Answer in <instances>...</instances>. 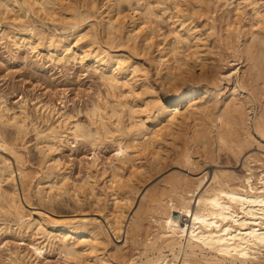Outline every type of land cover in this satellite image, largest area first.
I'll return each mask as SVG.
<instances>
[{"label":"bare ground","instance_id":"1","mask_svg":"<svg viewBox=\"0 0 264 264\" xmlns=\"http://www.w3.org/2000/svg\"><path fill=\"white\" fill-rule=\"evenodd\" d=\"M103 1H106L107 6L102 10L101 0H87L85 5L87 15L83 13L84 11L73 10L72 29L52 34L49 44L53 53L57 54L58 61L80 57L84 64L87 63L99 73L107 95L99 98L91 110L93 117L90 123L96 130L79 121L64 122L62 119L59 124L49 125L48 129L38 132L45 140L46 146L41 148L44 149L45 161L50 172L49 185L38 189L43 200L47 194L49 196L78 194L79 186L71 181L67 173L69 171L66 172L62 166L60 167L61 161H57L54 156L55 150L69 141V137L76 140L92 136L96 138L95 140L111 138L117 143L118 159L115 157L117 162L113 164L111 173L106 176L105 185L100 186L98 183L99 178L106 175L102 166L104 171H97L98 175L89 173V178L84 181L88 185L87 192L92 195V202L99 204L98 213L103 219L97 217L56 219L41 214L35 221H30L26 219V206L23 200H29L28 195L25 194L24 198L21 196L16 181L17 173L15 174L14 168L11 167L0 169L2 207L18 218L20 227L31 228L35 225L38 233L47 236L46 242L40 241L34 245L36 255L40 256L50 245L60 248L66 254L68 264H85V260L89 262L88 264H108L107 258L95 254L98 249L104 251L111 248L119 252L121 257L124 256L127 251L125 248H129L135 237L138 238L134 237L137 227H143L139 223L144 218L138 222L140 217H144L141 216L142 213L141 215L134 213L130 217L128 212L135 204L137 191L141 186L139 181L137 183L140 186L134 182V178L142 172L145 174V169L152 173L154 164L163 166L166 161L172 159L184 166L195 165L193 167L196 171V167L204 166V161L192 155V149L195 147L196 153L200 150L204 154L211 148L216 147L215 150L218 148V152L220 149L228 148L239 157L244 153L252 137V133L246 130L247 118L252 113H255L257 130L264 135V89H261L260 94V88H257L260 87L259 79L262 76L264 78V0L223 2V5L234 3L238 15L252 5L250 15L259 25V29L253 30L252 26L247 27L244 23L234 22V25L229 24L225 29V39L228 40L225 43H228L226 45L229 47H225L228 48V53H223V56H226L230 67L225 73L221 72L222 70L219 72L221 78L233 79L234 85L228 90H222L213 82L211 85L208 69L205 70L211 64L208 61L211 60V49L206 43L208 36L205 37V34L211 35L215 32L212 26L207 32L208 29H203L199 22H196L197 18L194 16L198 12L195 14L196 11L193 9H204L208 2L174 0L176 11L173 12L168 11L165 0ZM23 3L29 12L43 14L52 20L65 15L62 10L66 7L58 0H23ZM124 3L130 8L128 6L125 8ZM123 7L130 10L125 11ZM21 8L18 0H0V20L9 11L18 14ZM98 15L100 19H97ZM97 25L103 29L101 32H104V39L101 32L102 37L99 35ZM2 31L0 36L4 37L6 32L16 45H19V41L33 43L41 39L39 33L31 28L6 26ZM84 42L86 46L81 44ZM121 45L124 49H119ZM244 61L246 63L242 64ZM243 65L246 68H242ZM151 66L155 68L156 79H153ZM197 67L201 69L199 73L196 71ZM196 78L198 80L206 78L209 83L199 85L194 81ZM222 79L218 82H222ZM155 80L166 90L164 93L156 86ZM256 89H259V93ZM3 116L1 113L0 117ZM191 119L194 121L193 126L188 122ZM6 122L16 128V133H24L27 128L25 118L18 115L7 116ZM183 134L186 140L180 143V147L177 139ZM171 142L175 144V148H182L184 145L186 147L182 148L181 152L174 151ZM9 144L0 133V149L10 148ZM171 145L174 148L172 150ZM12 152L18 160L20 156ZM215 156L214 154V158ZM263 157L252 158L253 162L256 161L255 164L261 162H258L260 163L258 166L263 167L260 176L254 173L255 164L249 166L250 172L247 175L243 174L244 176L230 169H214L210 177L209 170L202 171L204 173L199 177L189 176L181 171H172L165 176L159 191L152 195L146 191L139 204L141 209L143 200L149 196L148 209L152 214V220L148 223L155 222L156 228L153 227L157 231L151 227L155 233H152L153 231L150 233L148 225H145L147 232L143 233H147L146 238L139 240L142 245L141 254L138 253L137 257L133 252L136 257L129 259H132L133 264H176L177 259H180L179 264H228L233 261L241 264H264ZM95 158L98 159L97 156ZM247 160L249 161V158ZM159 168L158 166V172ZM96 169L99 170L100 167ZM18 174L22 182L27 177L26 170L21 165L18 166ZM4 183L8 184V188L4 187ZM83 186L84 184L82 188ZM108 187L112 191L109 194L112 195L110 198L107 195ZM83 191L86 192V189ZM109 199H112L111 205L107 203ZM49 224L57 228L58 232L49 231L47 229ZM8 227L3 226L0 231H7ZM110 230L118 236L126 233L124 244L115 243L109 237ZM132 245L130 244L131 247ZM135 247V245L132 247L133 250ZM167 249L174 254V259L165 252Z\"/></svg>","mask_w":264,"mask_h":264},{"label":"rangeland","instance_id":"2","mask_svg":"<svg viewBox=\"0 0 264 264\" xmlns=\"http://www.w3.org/2000/svg\"><path fill=\"white\" fill-rule=\"evenodd\" d=\"M18 1L22 5V8L20 9L18 14L9 11L2 16L0 20V25H1L0 33L3 32L2 29H5L6 26H14L20 29L31 28L34 29L37 33H39L41 39L33 43H29V42L22 43L21 41H19V45H16L9 38L10 36L8 37L6 32L3 35L4 37L0 36V116L1 113L4 114L3 117H0V133L4 136V138H6L8 144L10 143L9 144L10 148H7L8 150L0 149V169L11 167L14 168L15 174L17 173L16 181H17V186L19 187V191L21 192V196L24 198L25 194L28 195L29 200L26 199L23 200L26 206L25 208V211L27 213L26 219L30 221H35L37 218L41 217L40 216L41 214L56 219H61L66 217H77V218L97 217L99 219H103L102 215L98 213V208L100 206H98L99 204L92 202L93 199L92 195H90L89 192H87L88 185L85 184L84 181H86V179L89 178L88 177L89 173H94V174L96 173L98 175V172H102L105 170L104 173L106 175L101 176V178H99L98 181L100 186L105 185V181L107 180L106 176L109 175L108 174L109 172L111 173L113 164L117 162L116 158L118 159V155H117L118 146L117 143L113 141V139L111 138L95 140L96 138L92 136V137L80 138V140L79 139L76 140L73 137H69V141H66L64 145H61L57 151L55 150L54 156L56 157L57 161L59 162L61 161L59 163V166L60 167L62 166V168L65 169L66 172L69 171L67 173L71 181L76 183L77 186H79V188L76 187L77 189H79L77 191L78 194L76 195L73 193H67L64 195H58L59 197L54 194H51L50 196L49 194H47L48 197L46 196L43 200L40 193H38L39 188H41L42 186L49 185L50 182V178L48 176L50 172L48 171L49 169L45 161V154L43 149L45 148L46 144L44 146L45 140H43L44 138L42 137V135L38 133L39 130L41 131L44 129H48L49 125L52 126L55 123L59 124V122L62 119H64V122L66 120L67 121L72 120V121H79L88 124L89 127H91V129L93 128L95 131L96 129L93 127L92 123H90V121H92L90 119H92L93 117L91 115L92 114L91 110L95 102H98L101 99V97L103 98L107 95L105 86L101 81L100 75L94 68L90 67L87 63L84 64L81 61L80 57L78 59L70 58L69 61H58L57 54L53 53L54 51L51 50L52 48L49 47L52 34L54 33L58 34L64 31H70L72 29L73 23L71 22H73V12L75 10L84 11L83 13L84 14L86 13L87 15V12H85L86 11L85 5L87 3V0H58V2L59 3L62 2L61 4H63L64 7L66 8L62 10L63 14L65 15L59 17V19L56 20L49 19L47 18V16L40 13L29 12L26 5L23 3V0H18ZM173 1L174 0H165V5L168 7V11L170 10L173 12L176 11V6L175 4H173ZM219 1L205 0L204 3L208 2L206 4L208 6L204 5L206 7H203L204 9L207 8L206 10L197 8L198 10L193 9V11H196L194 12L195 14L198 12L196 15L194 14L195 15L194 17L195 19L197 18L196 22L197 23L199 22V25L203 29L205 30L208 29L207 32H209L211 30L209 29V27L212 26V30L213 32H215L211 35H209L210 33L205 34V37L208 36V40L206 39V43L210 45L208 46L211 49V52L210 51L209 52L212 60L211 61L208 59L209 63L211 64L209 65L210 67L207 66L205 69V70L208 69L209 74H211V75L208 74V76H210L209 77L210 80L208 77L207 78L210 81V83L213 82L214 85H219L222 90H228L234 85L233 84L234 81L232 78L231 80H227L228 78H223V77H222L223 79L221 78V72L224 73L227 72V70L230 67L227 64L226 56L225 55L223 56V53L225 54L228 51V48L225 47L227 46L229 47V45H226L228 43H225L228 42V40L225 39L226 38L224 34L225 29L229 24L234 25L235 23H239V24L244 23L245 25H247V27L252 26L251 28L253 30H256L257 28L259 29V25L256 22L257 20L254 17H252V15H250L252 14V11L250 10L252 5H250L251 7L248 6L249 9L247 7L244 13L240 14L241 15L240 16L237 14V12H235L236 7H234L235 6L234 3L229 5L225 3L224 6L223 2H225V0L223 1L219 0ZM261 2H263V0ZM106 6H107L106 1L101 0V9L102 10L105 9ZM123 6L127 8L128 4L124 3ZM128 7L130 8V6ZM125 8H124L125 11L130 10L129 8H128L129 10ZM189 9L190 10L192 9L191 6L189 7ZM199 9L201 10V12H199L200 11ZM100 18L101 17L98 15L97 19ZM250 19H253L251 20L252 22L250 21ZM98 29H99V33L103 30L100 25ZM101 33L103 34V37ZM101 33L99 35L102 37V39H104L105 38L104 32ZM222 39L224 42L222 41ZM215 42L218 44H214ZM85 43L86 42L81 44L86 46ZM211 46H213V48ZM120 47L119 49H124V46H122L121 48ZM51 52L53 54H51ZM210 55L208 56L210 57ZM223 57L226 59H224ZM245 63L246 61L242 62V64ZM242 68H246V66L243 65ZM200 70H201L200 67H197L196 71L198 73L200 72ZM151 71H152L151 73L153 74V79H156L157 75L155 68L153 66H151ZM234 77L236 78V76ZM262 78L263 76L259 79L260 87L257 86V88H260V90L258 89L260 91V94L261 91L264 89V78L263 79ZM196 79L194 81H196L197 84L199 83V85H202L204 83H209L206 78H200V80L198 79L196 80ZM203 79L205 82L203 81ZM221 79L222 82H218V80L221 81ZM155 83H157L156 86H158L159 90H161L163 93L166 91L162 89V86L160 85L161 83L157 82V80H155ZM213 83L211 85H213ZM258 90L256 89L257 92ZM9 115H18L20 117L25 118L27 128L25 129L24 133L23 132L16 133L17 132L15 131L16 128L12 127V125L10 124H7L6 118ZM247 119H248L247 121L248 124L246 125V130L252 133V137L250 138L244 153L241 154L242 156L240 155L239 157H237L228 148H223V150L220 149L221 151L218 152L217 150L219 149L217 148V150H215L216 147L211 148L212 150L210 149L209 151L210 154L209 152L207 154H204L203 151L200 150H198L197 151L198 153H196L197 148L195 147L196 149L195 148H193L194 150L192 149V155L204 161L203 163L204 166H201V168L196 167V171H194L195 168L193 167L195 165L184 166L182 164H178L177 162H174V160L172 159H169L168 161H166L168 163L166 162H165L166 164L164 163L165 166L163 164L164 168L162 164H154L155 165V167H153L154 169L153 168L151 169L152 173L150 170L148 172V170L145 169L144 171L145 174H143L142 172L141 174L137 175L134 178L135 181L134 180L133 181L135 183L139 181V184L141 186L137 183L140 186V189L137 191L138 196L135 201V204L129 210L128 214H130L131 217L134 213L135 214L139 213L140 215L142 213L141 216L144 217H140L138 219V222H140L142 218H144V220L146 221L144 222V220L142 219L143 221H141L139 225L142 224L143 227L138 226L137 230L134 232V237L137 236L139 238V234H141L140 235L141 238L138 239L135 237V239H133L132 241L133 243L130 242V244L132 245L134 244V240L137 239L135 242L138 244L135 243L134 245L138 248L136 249L135 247V249L133 250L132 247H134V245H132L131 247L129 244L128 246L129 248L127 247L125 248V250L128 251L129 256L126 251L124 256L122 255L123 257H121L119 252L117 253V251H114L111 248L106 249L104 251L103 249L101 250L98 249L95 254L98 253L100 257L101 255H103L102 257H104L105 259L107 258L108 264H133L132 259L135 258L136 255L138 257L139 254H141L142 245H140L139 240L146 238L147 233L146 234H144L145 232L143 233V231L147 232L146 226L148 225L150 233L151 231H153L152 233H155V231H157L155 230L156 228V226L154 225L155 222H151V224L148 223L150 222V220H152L151 218L152 214L148 209V206L150 205L149 196L147 197L148 199L146 198L144 199L145 201L143 200L142 203L143 207L141 209H139L141 207L139 206V204L142 200V197H144L143 195L147 193L146 191H148L150 195L154 194V192L155 193L158 192L159 191L158 189L164 177L168 176L170 173H172V171L173 172L181 171V173L184 172L186 175L189 174V176L191 175V176L199 177L204 172L209 170V177H210V175L213 174L214 169L215 170L230 169L232 171H235L241 176H244L243 174L247 175L250 172V170L248 169L249 166L250 165L253 166L256 162V161L253 162L252 158L254 156L257 158L258 157L262 158L264 156V135L256 128L255 113H252L250 117H248ZM188 122L190 126H193L194 121L192 119L189 120ZM249 125L251 127L250 129H249ZM182 136H180V138L177 139L178 142L177 140L174 142L175 143L177 142L179 144L181 142L182 143L185 142L184 141L186 140L185 134H183ZM91 138H93L94 140ZM98 144L99 146H97ZM171 144L173 143L171 142ZM181 144L180 145L176 144V147L177 145L181 147ZM174 145L175 144H173V147ZM173 147L172 145L170 146L171 150L175 148ZM184 147H186V145H184L182 148ZM182 148L177 147L175 148L176 150L174 149V151L181 152ZM12 151L16 152L20 156L18 160L15 158V155ZM199 151L202 152L203 155L200 154ZM212 151L213 153H211ZM172 152L173 151H171V153ZM214 154L216 155L215 156L216 158H214ZM244 154L247 156V158H249V161L247 160L246 156H244ZM95 155L97 156L98 159L95 158L96 157ZM208 156L210 157L209 159ZM98 162L100 164H98ZM258 162L255 164L257 167L255 165L253 166L254 171L256 170L254 172L256 176H260L263 169V167L258 166L261 162L259 164ZM20 165L25 168L27 173V177L23 182L18 174V166ZM166 165H168L169 167L167 166L166 168ZM101 166L103 167L104 170L101 168ZM158 166L160 167L159 172L157 171ZM98 167H100L101 171L100 169L99 170L96 169ZM202 167H204L203 168L204 170L202 169ZM126 177H128V175H126ZM83 184L86 187L83 186L82 188ZM3 185L4 187L8 188V184L4 183ZM85 189L86 192L83 191ZM107 191H108L107 192L108 198L112 197V195H109L112 192L110 187L107 188ZM85 194H87V196ZM89 195L91 197H89ZM111 202L112 199H109L107 203L111 205ZM146 204L148 205L146 206ZM2 206L3 205L0 200V208H1L0 228L3 226H9V227L7 231L4 230L0 231V264H68L66 254L63 251H61L60 248L51 247L50 245H48L47 248L44 249V252L40 256H37L34 251V245L40 241L46 242L47 236L38 233L37 227L35 225L31 228L20 227L21 223L19 222L18 218L6 212L5 208H3ZM183 222H185V220H183ZM151 227L155 231L151 230L152 229ZM47 229L49 231L53 230V232H58L57 228H54L51 224L47 226ZM116 235L117 234H114V232L110 230L109 237L115 243L124 244L126 233L124 234L123 232L122 236H118V235L116 236ZM151 236H153V234H151ZM133 252H135L136 254L135 256ZM165 252L169 255L170 258L174 259L173 256L174 254L170 250L167 249ZM129 257H131L132 259L131 258L129 259ZM179 262L180 259H177L176 264H179ZM86 263L88 264L89 262L88 261L86 262L85 260V264ZM228 264H241V263L238 261H233L232 263H228Z\"/></svg>","mask_w":264,"mask_h":264},{"label":"built area","instance_id":"3","mask_svg":"<svg viewBox=\"0 0 264 264\" xmlns=\"http://www.w3.org/2000/svg\"><path fill=\"white\" fill-rule=\"evenodd\" d=\"M184 220L186 221V218Z\"/></svg>","mask_w":264,"mask_h":264}]
</instances>
